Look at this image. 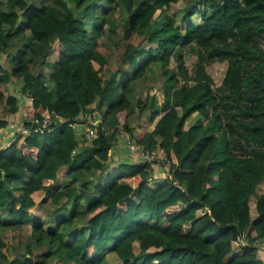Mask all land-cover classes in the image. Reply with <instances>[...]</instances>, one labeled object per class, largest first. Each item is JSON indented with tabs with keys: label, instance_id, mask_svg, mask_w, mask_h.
Segmentation results:
<instances>
[{
	"label": "trees",
	"instance_id": "1",
	"mask_svg": "<svg viewBox=\"0 0 264 264\" xmlns=\"http://www.w3.org/2000/svg\"><path fill=\"white\" fill-rule=\"evenodd\" d=\"M173 1L0 0V86L22 81L30 132L0 149V264H264V0H185L179 20ZM19 106L0 91V129ZM135 115L153 126L136 137ZM120 129L160 158L113 160Z\"/></svg>",
	"mask_w": 264,
	"mask_h": 264
},
{
	"label": "rangeland",
	"instance_id": "2",
	"mask_svg": "<svg viewBox=\"0 0 264 264\" xmlns=\"http://www.w3.org/2000/svg\"><path fill=\"white\" fill-rule=\"evenodd\" d=\"M28 2H32V3H36L39 4V2L41 0H27ZM185 8V0H174L172 2V12L173 15L179 20L180 16L183 15L184 9ZM57 53V52H56ZM53 53V57L52 58H56L57 54ZM196 58L194 56H190L189 58H186V65L188 66V68L190 69V71L193 70V66H194V62H195ZM175 62V61H174ZM174 62H171V66L173 67ZM117 60H116V56H113L110 59L109 62V67L110 69H113L115 67V65L117 64ZM227 68V64L224 62H216L213 63L211 65H208L206 67V72L208 75H210V77L212 78L213 82L215 83V85H219L224 77L225 71ZM155 72L156 74H159L158 72V68H155ZM151 75V74H149ZM156 76V78H158V75H154ZM15 80V79H14ZM142 81L144 82V86L146 87L147 85H149V81L147 79H142ZM22 85V81L21 80H16L14 82V84H10V85H3L0 86V91H2L5 95L8 94H15L18 98H19V103H20V118H22V120H26L27 116L23 115V111H24V105L26 104L27 100H24L23 102V97L21 96V94L19 93V89ZM148 92L150 94H155L157 96V101L159 104H162L164 102V94L162 92V87H161V80L159 79L157 82H155V84L151 87L148 88V86L141 92L138 93L137 98L138 99H142L144 100V94ZM28 102V101H27ZM14 117V115H8L7 116V120L8 123L12 121V118ZM134 120V121H133ZM133 120H131V125L135 126V132L134 135L136 136L137 133L142 132V131H147L150 130L153 126H148L145 127L143 125H141V121L136 120V115L133 117ZM26 122V121H25ZM24 122V123H25ZM11 125V123H10ZM10 127V126H9ZM19 127H22L19 125ZM9 130H11L14 133V136L17 135L18 132L21 131V129H18L14 123H12L11 129L9 128ZM120 134L118 135V140L119 138L121 140H123V136L122 135H126L128 134L125 130L120 129ZM115 156L113 155V158ZM114 169L113 168H108L107 172H104V174H100L102 176V180H106L107 175L109 174L110 176L113 174ZM66 173V169L63 170V174ZM97 179V177H96ZM12 186H15L13 184H11ZM18 193V191H16ZM263 191H260L259 193H261ZM254 201H255V197L252 198L251 200V212H252V216L255 215V208H254ZM39 202V201H38ZM46 211H48V208H43L42 212L45 213ZM34 215L39 216L37 213H33ZM50 220H46L47 223H49ZM48 225V224H46ZM17 230H12L11 232H9V242L11 243V257L13 258L14 255L16 253H19V255H22L23 253H25V248L26 245L28 243V240L30 238V234H31V227L30 225H23V226H18L16 227ZM46 250V248H44ZM111 264H114L113 261L110 260Z\"/></svg>",
	"mask_w": 264,
	"mask_h": 264
},
{
	"label": "built area",
	"instance_id": "3",
	"mask_svg": "<svg viewBox=\"0 0 264 264\" xmlns=\"http://www.w3.org/2000/svg\"><path fill=\"white\" fill-rule=\"evenodd\" d=\"M30 122L33 124H36V130H35L36 132L43 133L46 131V129H48L51 120H46V121L42 122L41 124H39L38 121L34 122V121L30 120ZM54 123L58 124L57 121H55ZM89 123H91V124H89ZM89 123H83V124L82 123H73V124H70V126L77 133V139H78L79 143H89L92 139H94L96 137L97 133H96L95 126L98 125L99 123H101L100 116L96 111L92 112L91 120L89 121ZM20 129H21V131L18 132L17 135H15V136H21L22 137V136L30 133L28 128L25 125H23ZM102 130L107 132V134L113 132L112 128H110V129L103 128ZM47 131H50V130L48 129ZM122 136L125 139L126 144L131 149V151L136 152L143 161L153 162L154 160L160 158V156L153 154V153H150L149 151H147V150L143 149L142 147H140L139 145H137L135 140H133L128 134L122 135ZM13 137H14V134H13ZM238 240L240 243H242V238H239ZM260 245L261 244H258L257 246H260Z\"/></svg>",
	"mask_w": 264,
	"mask_h": 264
},
{
	"label": "crops",
	"instance_id": "4",
	"mask_svg": "<svg viewBox=\"0 0 264 264\" xmlns=\"http://www.w3.org/2000/svg\"><path fill=\"white\" fill-rule=\"evenodd\" d=\"M28 101V100H27ZM29 102V101H28ZM23 115L24 116H26V113H25V111H23ZM26 120H22V118H20V113H19V111L14 115V117L12 118V121L11 122H9L8 124H7V127L5 128V129H0V149L1 148H3L7 143L9 144L10 142H11V140L12 139H14L12 136H13V132L11 131V130H9V128L11 129V126H12V123H14V125L18 128V129H20L21 127H19V125L20 126H23L24 125V122H25ZM10 123H11V125H10ZM10 126V127H9ZM152 126V125H151ZM150 126V127H151ZM117 148L115 149V151L113 150V152H117L114 156V158H113V160H119V159H121V152L123 151V150H125V149H127V144H126V141H125V139L123 138V140H121L120 138H119V140H117ZM127 153V152H126ZM127 158H130V159H134V160H138V156L136 155V154H134V153H131L130 155H128V157ZM154 171H155V173L157 174V175H162V173H163V169H157L156 167H155V169H154ZM44 196H46V198H47V200H48V202H50V199H49V197L47 196V195H45V194H43L42 195V197H44ZM42 199V198H41ZM40 199V200H41ZM40 200H39V202H37V203H40ZM257 247H260L259 248V250L257 251V253H258V256L260 257V259H262V261L264 262V245L263 246H257Z\"/></svg>",
	"mask_w": 264,
	"mask_h": 264
},
{
	"label": "water",
	"instance_id": "5",
	"mask_svg": "<svg viewBox=\"0 0 264 264\" xmlns=\"http://www.w3.org/2000/svg\"><path fill=\"white\" fill-rule=\"evenodd\" d=\"M261 241L263 242L264 241V238H261Z\"/></svg>",
	"mask_w": 264,
	"mask_h": 264
}]
</instances>
